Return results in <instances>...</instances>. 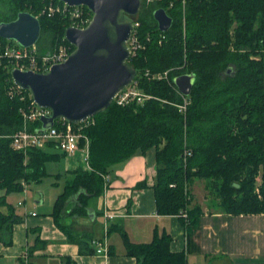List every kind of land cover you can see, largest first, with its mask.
Masks as SVG:
<instances>
[{
	"label": "trees",
	"instance_id": "1",
	"mask_svg": "<svg viewBox=\"0 0 264 264\" xmlns=\"http://www.w3.org/2000/svg\"><path fill=\"white\" fill-rule=\"evenodd\" d=\"M183 1L158 0L149 5L143 1L135 18L144 47L130 63L137 69L140 89L158 99L128 106L113 102L85 128L91 140L92 170L84 166L74 170V178L57 198L54 215L63 229L60 218L70 198L77 195L75 209L85 214L88 199L105 191L102 173L151 148L156 149L153 188L160 214H179L189 227L199 225L201 205L190 207L191 193L186 189L196 178H204L205 187L215 191L223 213L264 214V0H185V6ZM51 2L60 1L0 0V23L15 19L19 12H31L41 20L40 54L54 52L61 44H67L71 53L75 46L65 38L70 18L67 13L45 12ZM159 7L173 18L167 31L160 30L154 17ZM0 41L2 46L17 44L2 37ZM11 68L8 60L0 65V188L20 191L23 179L31 183L48 175L46 164L58 153L35 148L26 161L22 152L13 149L11 135L24 124L20 108L31 98L27 90L25 100L8 95L15 84ZM147 70L151 74L171 70L170 81L150 78ZM184 73L195 75L186 116L177 106L184 97L174 81ZM144 186L142 181L136 187ZM19 221L15 210L0 211V241L12 244L14 224ZM171 241L169 233L156 232L149 242L127 241V252L138 264H188L186 253L173 251ZM245 263L264 264V257Z\"/></svg>",
	"mask_w": 264,
	"mask_h": 264
},
{
	"label": "crops",
	"instance_id": "2",
	"mask_svg": "<svg viewBox=\"0 0 264 264\" xmlns=\"http://www.w3.org/2000/svg\"><path fill=\"white\" fill-rule=\"evenodd\" d=\"M57 153L58 157L53 161L65 160V172L73 179V171L83 167L78 160L81 152L75 156H63L61 150ZM156 173L155 148L116 164L109 173V187L102 195L88 199L85 214H79L75 209L77 195L70 198L60 218L67 230L57 222L54 209L58 196L72 179L62 191H58L52 204H47L43 194L30 207L27 193L32 182L26 190L6 191L0 188V211L7 214L13 209L21 218L14 224L12 244L6 245L0 241V264H138L136 257L127 252V241L149 242L156 232L169 233L172 237L171 249L185 252L188 264L194 254L204 255L207 264H247V259L264 257V251L252 241L247 251L236 248L233 227L235 218L264 217V214H217L212 223L204 217L199 225L189 227L179 214L164 215L158 212L153 188ZM56 175L61 176L62 172ZM142 181L146 182V186L136 187ZM106 210L115 213L108 234V256L96 254L89 245L90 238H101L105 234Z\"/></svg>",
	"mask_w": 264,
	"mask_h": 264
},
{
	"label": "water",
	"instance_id": "3",
	"mask_svg": "<svg viewBox=\"0 0 264 264\" xmlns=\"http://www.w3.org/2000/svg\"><path fill=\"white\" fill-rule=\"evenodd\" d=\"M69 5H84L93 12L84 27L69 26L65 38L75 46L66 61L53 65L44 73L14 68L13 81L29 91L40 106L51 110L42 118V127L54 125L56 119L78 123L105 111L116 94L129 85L137 69L129 63L127 41L135 27V17L143 0H60ZM162 31L173 23L164 7L154 11ZM42 32L39 16L22 11L18 16L0 23V37L15 40L20 45H36ZM184 95H190L195 75L184 73L174 79Z\"/></svg>",
	"mask_w": 264,
	"mask_h": 264
},
{
	"label": "built area",
	"instance_id": "4",
	"mask_svg": "<svg viewBox=\"0 0 264 264\" xmlns=\"http://www.w3.org/2000/svg\"><path fill=\"white\" fill-rule=\"evenodd\" d=\"M143 1L149 5L157 2L158 0ZM183 3L185 6V0ZM173 4L174 3L171 2L170 6H173ZM44 11L49 15H53L55 13H67L71 22L70 26L78 28H84L91 21L93 16V12L90 9L86 10L84 5L71 6L63 1L51 2ZM137 26H139V22L135 19V27L127 41V45L130 49V57L128 58L129 63L136 54L137 50L144 47L138 33ZM149 38L150 37H148V39ZM69 51L70 47L67 44H61L58 50L41 55L35 45L25 47L17 42V44H7L6 46H2V42L0 41V65L3 64L4 60H8L13 66L11 70L19 68L21 70H31L34 72L44 73L49 71L53 65L66 61L70 55ZM170 71L171 70H166L164 72L151 74L150 70H147L146 75L153 79L166 78L170 81ZM24 90V88L15 83L9 88L8 95L11 98L18 96L22 100H25L26 95L23 92ZM177 90L184 97V101L177 104V106L180 108L181 112L186 113L187 106L190 101L188 98L189 95H184L178 87ZM29 95L31 98L30 102L20 108V114L24 119V124L11 135L13 149L22 152L25 155L26 161L29 157V150L35 148H56L64 152L67 156H75L81 152L85 161L84 167L92 170L89 162L91 140L85 132V128L94 122V116L78 123H70L65 119L59 118L56 119L54 125L47 129H43L41 120L42 118L50 116L51 110L47 107L38 105L30 92ZM150 99H158V97L140 89L138 80L134 78L129 85L125 86L116 94L113 102L119 106H127L133 103L143 104ZM38 121H41V125H36ZM188 151L189 150L185 151L187 155ZM102 175L104 177L106 189L110 185L111 177L109 173H102ZM21 184L23 189L26 190L29 183L23 179ZM33 214H36V212H33ZM182 214L187 217V212H182ZM114 217V212L106 210L104 213V236L102 238L93 237L89 239V245L96 254L104 256L109 255L110 246L108 234L111 227L110 222Z\"/></svg>",
	"mask_w": 264,
	"mask_h": 264
},
{
	"label": "rangeland",
	"instance_id": "5",
	"mask_svg": "<svg viewBox=\"0 0 264 264\" xmlns=\"http://www.w3.org/2000/svg\"><path fill=\"white\" fill-rule=\"evenodd\" d=\"M3 9L8 10V6L4 4ZM155 9L156 8H154V10ZM42 41L43 40L38 41L35 47L40 49L43 45ZM181 113L184 116H186V113L183 112ZM47 149L50 152L59 151L56 148H52V149L47 148ZM78 160L81 162L83 166L85 165V161L81 154L80 156H78ZM64 165H65V160H62L61 162L52 160L47 163L46 168L50 174L45 175L40 181H33L28 187L29 191L27 193L28 194L27 202L29 207L34 200L41 198L43 194L47 198V204L50 203L52 204L54 199L57 197L58 191L59 190L62 191L64 185L72 179V175L67 174V172H65ZM58 172H62V175L57 176L56 173ZM261 184H262V171H260L257 176V185L260 186ZM187 190L188 193H191L190 207L196 204L201 205V209L203 213L202 219L205 217L206 220L212 223L214 221V218H217L214 217V215L223 214L219 197L217 196L215 191H211L210 189H207L205 187L204 178H196L193 183H188ZM233 224H234L233 227H235L234 237H235L236 248L238 247L240 251H247L249 250L252 241L253 243L257 244V247H260V249L264 251V217L249 216V217H242L241 219L235 218L233 220ZM223 232L224 231H222V233ZM214 236L215 235H213L212 238H214ZM189 264H207V263L204 255L194 254L189 258Z\"/></svg>",
	"mask_w": 264,
	"mask_h": 264
}]
</instances>
